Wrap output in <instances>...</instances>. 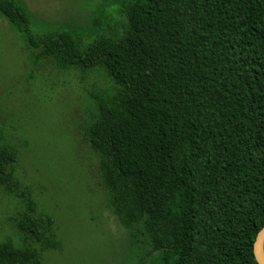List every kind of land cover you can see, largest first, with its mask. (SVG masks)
<instances>
[{
  "label": "trees",
  "instance_id": "obj_1",
  "mask_svg": "<svg viewBox=\"0 0 264 264\" xmlns=\"http://www.w3.org/2000/svg\"><path fill=\"white\" fill-rule=\"evenodd\" d=\"M0 16L36 60L107 80L89 95L85 137L127 264H258L264 0H103L93 25L41 23L40 34L24 3L0 0ZM18 157L0 144V186H17ZM22 195L0 264H44L60 249L55 218Z\"/></svg>",
  "mask_w": 264,
  "mask_h": 264
},
{
  "label": "rangeland",
  "instance_id": "obj_2",
  "mask_svg": "<svg viewBox=\"0 0 264 264\" xmlns=\"http://www.w3.org/2000/svg\"><path fill=\"white\" fill-rule=\"evenodd\" d=\"M38 23L93 25L103 0H17ZM111 20L122 18L111 8ZM0 16V133L18 152L17 186H0V241L17 239L31 194L38 212L56 221L60 249L44 264H127V234L107 208L101 158L88 144L89 95L106 81L99 73L65 70L53 60H36L24 39ZM33 22V23H34ZM43 26V27H42Z\"/></svg>",
  "mask_w": 264,
  "mask_h": 264
},
{
  "label": "water",
  "instance_id": "obj_3",
  "mask_svg": "<svg viewBox=\"0 0 264 264\" xmlns=\"http://www.w3.org/2000/svg\"><path fill=\"white\" fill-rule=\"evenodd\" d=\"M254 255L258 264H264V227L259 231L256 237Z\"/></svg>",
  "mask_w": 264,
  "mask_h": 264
}]
</instances>
